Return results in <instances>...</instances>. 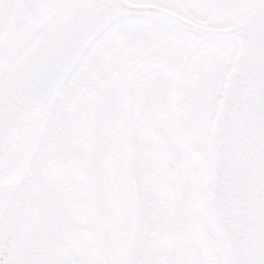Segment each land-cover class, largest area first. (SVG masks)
<instances>
[{
    "label": "snow or ice",
    "instance_id": "snow-or-ice-1",
    "mask_svg": "<svg viewBox=\"0 0 264 264\" xmlns=\"http://www.w3.org/2000/svg\"><path fill=\"white\" fill-rule=\"evenodd\" d=\"M13 67L36 81L54 76L65 95L86 89L155 173L175 160L153 185L158 209L184 175L185 148H206L220 118L230 117L233 129L246 120L264 142V0H0V90ZM6 183L0 172V198ZM160 248L158 238L153 252ZM0 264L129 262L116 247L68 260L35 249L21 254L5 242ZM135 264H264V242L240 259L201 252L191 259L149 255Z\"/></svg>",
    "mask_w": 264,
    "mask_h": 264
},
{
    "label": "flooded vegetation",
    "instance_id": "flooded-vegetation-1",
    "mask_svg": "<svg viewBox=\"0 0 264 264\" xmlns=\"http://www.w3.org/2000/svg\"><path fill=\"white\" fill-rule=\"evenodd\" d=\"M60 94L58 91L48 109L39 103L32 107L4 154L0 156L3 161L0 172L7 177L6 194L14 192L16 186L23 183L22 197L15 210L16 217L6 233L0 234V242L3 243L10 233L12 246H16L20 241L19 247L25 253L35 249L42 257H60L68 260H92L112 247L118 248L122 257L128 259L129 264H135L138 259L149 255L166 257L164 254L170 252V242L174 241L175 229L179 228L175 220L182 212L179 204L184 199L187 182L192 196L205 195L209 145L202 148L193 143L184 150V175L175 185V187L179 185L180 190L174 194L176 195V208L172 214L174 226L165 230L147 224L144 231L139 232L141 200L134 195V183L142 179L138 170L133 168L134 182L130 181L129 164H126V156L132 155V145L135 143L126 140L117 128L116 135L119 137L112 145V140L107 136L110 116L103 112L91 113L83 136L74 133V128L70 129L74 141L69 144L73 146L68 151L58 155L53 162L49 159L43 164L31 162L35 156L34 145L40 135L46 132L45 122L55 120V111L57 112L55 101ZM60 97L64 105L61 113L66 117L65 109L69 95L63 93ZM58 110L61 111L60 108ZM50 137L53 138L54 134ZM108 151L109 156L106 155ZM65 155H69L68 160L57 164L56 162ZM68 162L71 164L66 166ZM170 163L173 164V169L176 167L175 160H169L164 166L168 172H171ZM64 166L67 168L60 171L59 169ZM141 173L143 174V171ZM25 174L27 180L24 179ZM68 177L75 183L76 193V189H79L77 193L79 197L74 200L76 204L72 208L73 216L79 219V222L75 223V228L88 229L83 236L74 232L73 239L47 229L46 210L54 201L59 204L63 202L66 194H63L59 182ZM108 194L118 205L117 220L111 225L105 200ZM2 202L3 197L0 198V203ZM147 205H150V202ZM158 216L145 212L143 218L155 224L161 220ZM164 237L166 241H161L160 251L154 253L153 242Z\"/></svg>",
    "mask_w": 264,
    "mask_h": 264
},
{
    "label": "water",
    "instance_id": "water-1",
    "mask_svg": "<svg viewBox=\"0 0 264 264\" xmlns=\"http://www.w3.org/2000/svg\"><path fill=\"white\" fill-rule=\"evenodd\" d=\"M61 84L54 76L36 81L17 70L8 77L7 87L0 90V155L30 108L36 103L47 108ZM230 122V117L215 122L208 172L215 215L210 204L215 234L209 235L216 236L214 258L223 260L240 259L256 241L264 242V142L246 120L235 129ZM2 162L0 158V167ZM5 242L11 245L10 234Z\"/></svg>",
    "mask_w": 264,
    "mask_h": 264
},
{
    "label": "rangeland",
    "instance_id": "rangeland-1",
    "mask_svg": "<svg viewBox=\"0 0 264 264\" xmlns=\"http://www.w3.org/2000/svg\"><path fill=\"white\" fill-rule=\"evenodd\" d=\"M16 22L17 17L13 16L11 18L10 27L14 28ZM60 96L58 97V101H55V106L57 108V112L55 111V120L53 122H45L46 134H43L42 136L40 135L41 138L39 137L40 139H38L36 144L34 145V150L36 148L37 151L35 150V156L31 161L33 162V164H43L48 159L50 160L55 156L57 157V154L60 155V153L68 151V149L73 146V144L72 146L69 144L74 141L70 129L74 128V133L77 132L79 135L81 134L83 136L86 128V123L90 120V114L102 112L98 105L92 99L90 100L91 97L88 95L87 90L81 89L73 91L72 95L69 96V99L66 102L65 109L67 111L66 118L61 113L63 112L64 105L63 100H61L62 97ZM59 108L61 109V111L58 110ZM109 119V132L107 136L112 140L113 145L114 140L119 137L118 135H116L118 125L114 121V119H112L111 117ZM52 134H54L53 138L50 137ZM135 146L136 145H132V155H129L130 163L128 171L130 181L134 182L133 168L138 170V174L141 176L142 179L141 181L138 180L137 183H134V195L136 194L138 199L141 200V207L139 208L141 210L138 217V219L140 218L138 222L139 232L144 231L147 224H150L151 226L156 225L157 229L166 230L168 227L174 226L172 214L176 208V195H174V197L173 195L170 196V201L168 203H162V206L158 209L153 203L152 188L154 184L161 182L164 177L170 172L166 171V169H164L163 167L159 170V173H155L153 171L152 164L149 160L144 158H138V155L136 154L138 149ZM52 151L57 152V154ZM42 153L45 154L42 155ZM106 155L109 156L110 151H108ZM134 163L137 164L134 165ZM70 164L71 163L68 162L66 163V166ZM65 168L67 167H61L59 170L62 171ZM142 170L143 174L141 173ZM51 173L53 174V172ZM22 184L23 183H21L19 186H16V188L14 189L15 194L14 192L8 194H6V192L4 193L3 202L0 203V220H3V225H0V234L6 233V231L11 226L12 220L16 217L15 210L22 197ZM59 185L63 194H66V197L64 198L61 204H59V202L54 201L53 204L49 206L50 208L48 207L49 211L48 209L46 210L47 229L48 231L60 232L64 234L67 238L71 239L74 238V232L77 235L83 236L84 233H87L88 229H81L78 226L79 229L77 230L75 228V223H78L79 219H76V217L72 214V208L74 204H76L74 200L78 199L79 197L77 194L79 189H76V193L74 187L75 183L70 181V177L60 181ZM175 185L176 183L168 186L169 193L177 194ZM185 187L186 189L183 194L184 199L180 201L179 204V207L182 208V212L178 214L177 219L175 220L178 224V227H180L179 231L175 233L176 246L179 250L178 255L181 258L191 259L193 257L198 256L201 252H204L208 254L210 258H214L215 245L213 235H209V233L213 234L214 229L213 217L211 215V205L208 203V214L211 216V219H208L206 223L204 222V218L193 219L192 213L194 206L192 202L194 194L192 196L189 182H187V185ZM88 191L90 192V190ZM105 200L108 204L109 224H115L117 220L118 205L110 197V194H108V198H105ZM149 202L150 205H147V203ZM145 212L151 215L157 214L159 215L158 217L161 218V220H158L155 224H152L146 218H143ZM161 241H166L165 237L161 238ZM19 246L20 241L17 242L15 247L20 250L21 254L25 253ZM168 254L169 253L164 255ZM15 259L18 258H14V261Z\"/></svg>",
    "mask_w": 264,
    "mask_h": 264
},
{
    "label": "bare ground",
    "instance_id": "bare-ground-1",
    "mask_svg": "<svg viewBox=\"0 0 264 264\" xmlns=\"http://www.w3.org/2000/svg\"><path fill=\"white\" fill-rule=\"evenodd\" d=\"M213 234H215V229H213ZM215 237H216V236L213 235L214 243H215Z\"/></svg>",
    "mask_w": 264,
    "mask_h": 264
}]
</instances>
